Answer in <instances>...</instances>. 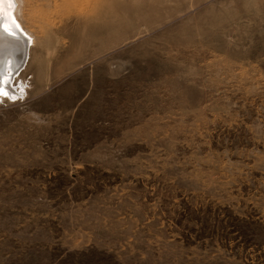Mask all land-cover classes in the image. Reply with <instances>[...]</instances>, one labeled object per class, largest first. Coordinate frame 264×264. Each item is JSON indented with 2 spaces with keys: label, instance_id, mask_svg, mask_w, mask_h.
Segmentation results:
<instances>
[{
  "label": "rangeland",
  "instance_id": "1",
  "mask_svg": "<svg viewBox=\"0 0 264 264\" xmlns=\"http://www.w3.org/2000/svg\"><path fill=\"white\" fill-rule=\"evenodd\" d=\"M12 2L0 264H264V0Z\"/></svg>",
  "mask_w": 264,
  "mask_h": 264
},
{
  "label": "bare ground",
  "instance_id": "2",
  "mask_svg": "<svg viewBox=\"0 0 264 264\" xmlns=\"http://www.w3.org/2000/svg\"><path fill=\"white\" fill-rule=\"evenodd\" d=\"M12 4V0L10 3L9 0H3L0 4V100L3 97L12 99L21 92V86L12 85V78L24 65L29 54L27 47L33 43V39L12 14ZM19 43L24 45V49L18 47Z\"/></svg>",
  "mask_w": 264,
  "mask_h": 264
},
{
  "label": "snow or ice",
  "instance_id": "3",
  "mask_svg": "<svg viewBox=\"0 0 264 264\" xmlns=\"http://www.w3.org/2000/svg\"><path fill=\"white\" fill-rule=\"evenodd\" d=\"M11 2V0H9V3ZM3 3V0H0V4H2ZM5 31H8V29H5ZM9 34H12L11 32H9ZM5 95H6V93H5Z\"/></svg>",
  "mask_w": 264,
  "mask_h": 264
}]
</instances>
